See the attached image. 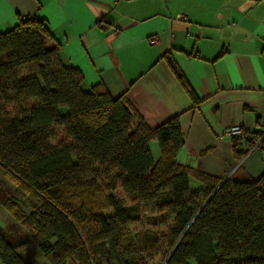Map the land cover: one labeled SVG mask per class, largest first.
I'll return each mask as SVG.
<instances>
[{"label": "trees", "instance_id": "1", "mask_svg": "<svg viewBox=\"0 0 264 264\" xmlns=\"http://www.w3.org/2000/svg\"><path fill=\"white\" fill-rule=\"evenodd\" d=\"M47 42L36 18L0 34V168L31 210L25 216L6 198L2 207L47 264H153L160 250L162 264H264V173L221 182L180 165L177 117L148 127L124 96L102 85L85 90L82 74ZM57 131L63 140L53 148ZM231 139L241 160L237 141L249 137ZM256 144L264 154L263 135ZM191 178L201 189H190ZM9 241L0 229V264H33L18 252L26 241Z\"/></svg>", "mask_w": 264, "mask_h": 264}, {"label": "crops", "instance_id": "2", "mask_svg": "<svg viewBox=\"0 0 264 264\" xmlns=\"http://www.w3.org/2000/svg\"><path fill=\"white\" fill-rule=\"evenodd\" d=\"M22 18L46 24V46H59L60 62L82 74L85 90L102 85L124 96L150 128L177 117L180 165L221 182L263 175L252 137L264 134V0H0V34ZM236 126L249 137L237 141L241 160L233 139L221 137ZM149 150L154 160L159 149ZM189 187L202 185L191 178Z\"/></svg>", "mask_w": 264, "mask_h": 264}, {"label": "rangeland", "instance_id": "3", "mask_svg": "<svg viewBox=\"0 0 264 264\" xmlns=\"http://www.w3.org/2000/svg\"><path fill=\"white\" fill-rule=\"evenodd\" d=\"M24 75V74H23ZM12 112V111H10ZM62 137L60 136V132H56V140L51 143L53 148H56L58 144L62 141ZM148 149L154 148L158 149L156 141L150 142L148 145ZM160 157L159 151L154 155V162H156ZM118 195V192L114 193ZM10 199L13 201L16 206H18L19 211L22 212L25 216L30 213V201L27 196L20 194L16 189V184L13 182L8 173H6L2 168H0V229L2 234L9 239L14 245L19 244L22 241H26L25 245L18 247V252H21L30 262L34 264H47L43 255L37 249V247L31 242L30 236L28 232L18 223L17 219L14 220L7 210L2 207L4 200ZM133 232L137 233L141 231L140 227H135L132 229ZM163 234V231L160 232ZM9 241V242H10ZM160 245V244H159ZM164 250H160L159 253L161 255L156 254L155 261L153 264H162V256ZM163 253V254H162ZM192 264V262H191Z\"/></svg>", "mask_w": 264, "mask_h": 264}, {"label": "built area", "instance_id": "4", "mask_svg": "<svg viewBox=\"0 0 264 264\" xmlns=\"http://www.w3.org/2000/svg\"><path fill=\"white\" fill-rule=\"evenodd\" d=\"M177 19L179 20H183V21H186V18L185 17H178ZM151 43H155V41H151ZM244 132L242 131V129L240 127H230L228 129H226L223 133H222V136L221 137H227V138H233V137H237V138H240V137H243ZM263 138H264V134H263ZM258 146V144H256V147Z\"/></svg>", "mask_w": 264, "mask_h": 264}, {"label": "water", "instance_id": "5", "mask_svg": "<svg viewBox=\"0 0 264 264\" xmlns=\"http://www.w3.org/2000/svg\"><path fill=\"white\" fill-rule=\"evenodd\" d=\"M219 187H220V186H219ZM219 187H218V188H219ZM32 263H33V262H32ZM33 264H34V263H33Z\"/></svg>", "mask_w": 264, "mask_h": 264}]
</instances>
